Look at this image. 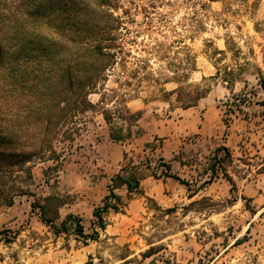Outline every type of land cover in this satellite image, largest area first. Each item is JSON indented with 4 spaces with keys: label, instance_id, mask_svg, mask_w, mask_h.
Instances as JSON below:
<instances>
[{
    "label": "rangeland",
    "instance_id": "rangeland-1",
    "mask_svg": "<svg viewBox=\"0 0 264 264\" xmlns=\"http://www.w3.org/2000/svg\"><path fill=\"white\" fill-rule=\"evenodd\" d=\"M110 4L116 58L74 141L9 181L23 190L0 200V264H264V0ZM126 111L142 135L115 144L104 112ZM134 166L140 191H115L97 241L63 230L72 216L91 234L111 179Z\"/></svg>",
    "mask_w": 264,
    "mask_h": 264
},
{
    "label": "trees",
    "instance_id": "trees-1",
    "mask_svg": "<svg viewBox=\"0 0 264 264\" xmlns=\"http://www.w3.org/2000/svg\"><path fill=\"white\" fill-rule=\"evenodd\" d=\"M110 5V0H13L0 17V200L12 203L22 192L9 181L16 173H28V163L57 157L54 143L60 139L74 141L71 134H64L91 107L89 96L116 58L117 28ZM104 119L115 144L142 135L135 126L140 113L104 112ZM223 151L230 156L227 148ZM214 159L210 180L221 164L217 155ZM164 176L191 190V184L171 174L169 166ZM224 178L234 185L229 176ZM111 182L109 196L94 211L97 224L92 233L87 234L72 216L62 222L64 231L70 221L84 241L99 239V231L106 229L104 215L120 209L115 191L125 187L128 197L140 191L135 166L122 169ZM196 193L193 190L192 195Z\"/></svg>",
    "mask_w": 264,
    "mask_h": 264
},
{
    "label": "crops",
    "instance_id": "crops-1",
    "mask_svg": "<svg viewBox=\"0 0 264 264\" xmlns=\"http://www.w3.org/2000/svg\"><path fill=\"white\" fill-rule=\"evenodd\" d=\"M123 189H126L125 187Z\"/></svg>",
    "mask_w": 264,
    "mask_h": 264
}]
</instances>
